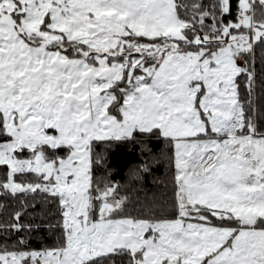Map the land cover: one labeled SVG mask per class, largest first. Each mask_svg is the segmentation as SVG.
Here are the masks:
<instances>
[{
    "label": "snow or ice",
    "instance_id": "6c2138e0",
    "mask_svg": "<svg viewBox=\"0 0 264 264\" xmlns=\"http://www.w3.org/2000/svg\"><path fill=\"white\" fill-rule=\"evenodd\" d=\"M0 264H264V0H0Z\"/></svg>",
    "mask_w": 264,
    "mask_h": 264
}]
</instances>
